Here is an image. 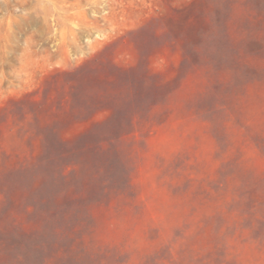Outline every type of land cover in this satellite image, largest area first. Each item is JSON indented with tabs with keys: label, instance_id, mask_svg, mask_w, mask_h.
<instances>
[{
	"label": "rangeland",
	"instance_id": "1",
	"mask_svg": "<svg viewBox=\"0 0 264 264\" xmlns=\"http://www.w3.org/2000/svg\"><path fill=\"white\" fill-rule=\"evenodd\" d=\"M0 264H264V0H0Z\"/></svg>",
	"mask_w": 264,
	"mask_h": 264
}]
</instances>
